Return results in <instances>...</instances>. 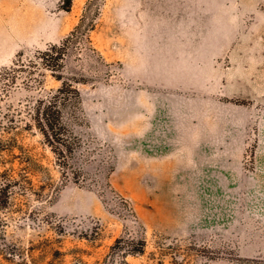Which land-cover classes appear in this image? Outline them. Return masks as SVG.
<instances>
[{
  "label": "rangeland",
  "instance_id": "rangeland-1",
  "mask_svg": "<svg viewBox=\"0 0 264 264\" xmlns=\"http://www.w3.org/2000/svg\"><path fill=\"white\" fill-rule=\"evenodd\" d=\"M87 1L0 0V264H107L118 237L145 241L129 264H264V0H98L65 60L81 103L61 163L32 123L60 85L39 54ZM243 111L245 187L150 174L153 144L192 148L200 115L236 136Z\"/></svg>",
  "mask_w": 264,
  "mask_h": 264
},
{
  "label": "trees",
  "instance_id": "trees-1",
  "mask_svg": "<svg viewBox=\"0 0 264 264\" xmlns=\"http://www.w3.org/2000/svg\"><path fill=\"white\" fill-rule=\"evenodd\" d=\"M65 2V9H70L72 0ZM97 2L98 0H88L78 24L59 42L50 44L39 54L41 66L50 71L60 81V85L36 98L32 108V123L41 132L46 143L59 155L61 163L75 149L72 127L79 119L81 103L80 92L74 84L77 80L63 74L65 60L76 51L78 42L83 38L88 39V32L94 27L99 11ZM144 248L143 238L136 241L132 239L128 243L123 237H118L110 246V254L105 257L104 262L129 264L126 256L141 254Z\"/></svg>",
  "mask_w": 264,
  "mask_h": 264
},
{
  "label": "crops",
  "instance_id": "crops-1",
  "mask_svg": "<svg viewBox=\"0 0 264 264\" xmlns=\"http://www.w3.org/2000/svg\"><path fill=\"white\" fill-rule=\"evenodd\" d=\"M212 110V109H211ZM201 112V107L199 109ZM211 112V111H210ZM225 117L223 122L202 121L194 122V143L192 148L185 144L170 145L165 142L153 144L152 151L156 158L152 160L149 169L151 175H192L200 183H211L212 178H225V182L235 177L241 178L245 187V174L242 171L241 140L245 134V111L240 121H237L236 136L233 117ZM264 143V135L261 137ZM257 153V169L264 175V144ZM259 146V148H261ZM233 183V181H232Z\"/></svg>",
  "mask_w": 264,
  "mask_h": 264
}]
</instances>
